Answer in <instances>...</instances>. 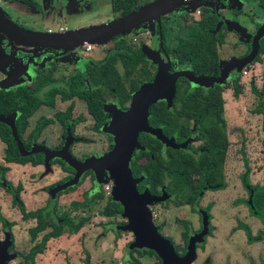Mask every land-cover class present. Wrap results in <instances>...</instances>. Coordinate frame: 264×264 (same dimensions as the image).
<instances>
[{
    "label": "flooded vegetation",
    "instance_id": "af4514ba",
    "mask_svg": "<svg viewBox=\"0 0 264 264\" xmlns=\"http://www.w3.org/2000/svg\"><path fill=\"white\" fill-rule=\"evenodd\" d=\"M153 1L155 0H0V17L31 34L64 36L89 26L108 24ZM125 5L128 8L125 9ZM189 30L198 38H207L213 43L217 76L231 64L226 79H232L256 63L254 59L257 56L264 55V52L259 53L264 47V0H178L158 17L144 21L129 31L116 34L102 44L82 42L73 48L61 45L54 48L27 40L25 42V39L0 26V116L5 118L4 122L0 121L4 126V129L0 130V167L8 168L10 164L42 167L45 163V152H66L82 160L91 150V144L87 140L91 139L90 135L93 134L106 141V145H102L103 152L109 151L113 144L112 136L103 129L111 119L107 109L109 103L121 111L127 110L132 93L142 83L151 81L156 73L165 69L168 73L189 71L193 75L191 66L179 62L177 57L179 40L186 42ZM86 45L89 47L86 48ZM96 46L102 50V57L94 61L88 55ZM252 50L255 51L252 61L240 63ZM75 51L77 54H74ZM131 54L140 57L135 67L137 71L134 73L138 78L140 73L143 74L144 81L130 93L127 102L120 105L114 90H109L104 81L105 71L98 73L95 79L93 76L102 63H109L116 74L122 76L121 58ZM175 83L181 84L180 90L189 87L200 89L204 93L213 87V84L206 81L200 85L194 84L183 76L177 77ZM105 93L112 96L111 101L106 100ZM196 100L207 99L200 97ZM189 101L193 99H186L184 102ZM174 103V97H162L152 104H157L156 109L159 112H166L172 111ZM179 103L176 100L177 106ZM93 104L98 105L97 113L93 112ZM94 113L102 121L99 127ZM195 123V119H190L188 125L191 131L195 129ZM153 128H160L163 135L174 139L169 133H165L161 126L155 125ZM144 134L147 133L140 132L137 138ZM193 134L180 142L175 139L174 141L179 144L187 140V145L192 147L183 148V154L196 157L204 150V146L199 133ZM15 135L19 142L14 139ZM147 135L160 143H154L156 155L160 154L163 158L171 155L169 151L173 148L165 146L154 136ZM5 151L25 152L29 153L25 156H36L26 159L23 163L6 162L3 159ZM76 153L80 155L77 156ZM150 157L153 155L150 154ZM34 159L40 160V163L32 165L31 161ZM142 159L146 161L144 156ZM58 160L66 164L59 157H51L47 162L52 166L60 165ZM73 172L72 169L68 173L72 175ZM90 172L88 170V173ZM1 177L3 175H0V185L7 187ZM18 186L20 190L21 186ZM52 186L54 185L50 187ZM144 188L137 190L141 192ZM164 188V185H156L154 193L159 194ZM57 196L58 194H55L54 198ZM31 218L36 224V217ZM46 221L52 223L51 219ZM11 226V222L0 214V235L3 234L0 243L4 241L6 232H9L11 245L8 252L13 244L9 230ZM28 239H35L31 238L29 230ZM180 253L177 252L178 255L184 252Z\"/></svg>",
    "mask_w": 264,
    "mask_h": 264
},
{
    "label": "rangeland",
    "instance_id": "374dc122",
    "mask_svg": "<svg viewBox=\"0 0 264 264\" xmlns=\"http://www.w3.org/2000/svg\"><path fill=\"white\" fill-rule=\"evenodd\" d=\"M91 50L88 53L90 59L95 61L102 57L99 47ZM74 54H77L76 51ZM226 83L221 89L227 139L225 155L219 168L222 187L216 190L203 189L192 203H186L164 186L159 194L153 195L160 196L163 192L166 198L146 206L152 224L174 246L176 253L186 251L189 237L201 231L203 216H207V231L200 241L194 243V258L190 264H264V224L249 214L246 204L249 192L241 182L247 170L250 184L264 185V55L248 67L246 74L240 72L241 89L237 97L232 95L229 86L231 78ZM252 86L257 94L252 92ZM105 95L106 100L111 101L112 96ZM112 106L109 103L107 109ZM193 131L197 135L196 125ZM90 138L87 140L91 144L89 154L82 160L75 158L77 161L105 153L102 145H106V141L96 134L90 135ZM186 145L184 149L192 147ZM183 148L172 150L185 152ZM136 150L141 149H134L132 153H136ZM75 155L79 156L80 153ZM132 158L133 154L130 160ZM143 162L142 158L136 160V164ZM73 175L74 172L71 175L58 164L52 166L49 161L42 167L8 166L1 177L8 188L0 185V214L12 224L9 230L13 244L8 253L14 256L7 260V264H31L24 260V256L32 244L49 230L37 233L33 241L28 239V230L35 222L31 217L22 219L13 204L18 184L21 186L18 195L26 211L40 210L45 220L51 219L55 223L63 216L68 217L73 224L81 218L85 220L75 234H70L66 226L62 225V233L45 243L43 251L34 255L33 264H84L85 254L88 255V264H132L128 246L133 241V235L119 228L126 218L120 214L108 217L101 214L106 203L112 200L113 181L110 172L102 170L100 182H97L91 171L65 189L52 192L57 185L68 180L67 176L72 178ZM197 177L199 174L194 173L191 178ZM55 194H58L56 198ZM84 201L87 202L85 206L75 205L76 202ZM241 225L249 228L250 235L256 238L254 241L247 240ZM6 235L10 233L6 232ZM0 237L3 240V234ZM132 257L141 264H153L156 261L154 256L138 257L135 252Z\"/></svg>",
    "mask_w": 264,
    "mask_h": 264
},
{
    "label": "trees",
    "instance_id": "16d2710c",
    "mask_svg": "<svg viewBox=\"0 0 264 264\" xmlns=\"http://www.w3.org/2000/svg\"><path fill=\"white\" fill-rule=\"evenodd\" d=\"M126 3V2H125ZM125 3H122L124 5ZM127 5V4H126ZM124 6L125 9L128 6ZM187 39L184 42L183 39L179 40L178 60L181 63H188L191 66L193 75L202 76H217L218 69L216 66V56L214 55L213 43L207 38H198L194 35L191 30L187 32ZM264 52V47L260 49L259 53ZM123 65V74L118 76L109 63H102L97 73L94 74L93 79L98 73L105 71V83L108 84L109 90L112 88L114 94L119 99V104L123 105L129 99L130 93L136 89L138 84L144 81L143 74L140 73L138 78L135 74V67L138 64L140 57L134 54L125 55L121 58ZM260 56L254 59V62H258ZM118 76V77H117ZM185 78V77H184ZM189 81V80H188ZM227 79L225 78L222 82L212 83V88H209L207 93L202 92L200 89L186 87L182 90L179 89L181 84L175 83L176 88L174 92V101L172 105V111L166 110V112H159L156 109L157 104H150L148 107V124L151 127L155 125L161 126L162 130L170 136H173L176 142H180L186 137L191 136L194 131H191L188 123L190 119H195L196 132L203 140L204 150L198 154L197 158L186 156L181 151H175L167 148L171 153L167 158H163L160 154L154 153V143L160 144L147 134L141 135L137 138L139 144L143 146V150H137L133 154V159L129 162L132 175H142L143 179L138 185V190L146 187L150 193H154V186L164 185L170 190V193L174 196H180L182 201L186 203H192L196 195L201 190H216L222 187V181L220 179L221 163L223 161L225 150L227 147V139L225 135V121L223 118V101L221 97L222 87L227 85ZM126 84V85H122ZM225 84V85H224ZM232 89V95L237 97L240 92L239 75L236 74L231 79L229 85ZM252 92L257 94L255 87H251ZM207 99V100H196V98ZM186 99H193L185 103ZM176 100L180 103L176 105ZM95 113L98 111V105H92ZM94 113V117L97 120V127L102 125L100 118ZM184 119H179V118ZM4 129V126L0 124V130ZM105 130V127L103 128ZM4 139V136H2ZM18 141V138L14 137ZM5 140V139H4ZM10 141V139H6ZM25 152H8L3 153V159L6 162H19L23 163L26 159L34 157L36 155H28ZM150 154L153 157H150ZM146 158L142 164H136V160L142 157ZM32 165L40 163V160L34 159L31 161ZM61 168L64 171L71 172L72 169L65 166L63 162L58 160ZM7 167H0V175H3L7 170ZM247 170L242 175V184L249 192V198L247 201L248 212L251 216L257 217L262 224H264V185L260 186L257 184H250L247 178ZM88 170L81 176H85ZM198 173L197 179H192V175ZM68 178V177H67ZM166 181V182H165ZM16 188L14 193L13 204L21 214L22 219L27 217H36V224L29 229L31 238L36 237L37 233L42 230L49 229L47 232L42 234L40 239L28 250L24 256V260L27 263L33 262L34 255L41 253L45 247V243L51 239L56 238L62 233V225H65L70 234H75L85 221L83 218L79 219L75 224L71 222L68 217L63 216L58 223H49L43 216L41 211H26L23 203L21 202L18 190ZM86 201L83 203L76 202V206H85ZM122 208L118 202L109 200L101 214L104 216H113L120 214ZM248 241H254L256 238L252 237L249 233V228L242 226ZM135 252L138 257L141 256H154L156 261L153 264H160V260L157 256L148 249H134L128 250L129 261L132 264H141L139 260L132 257V253ZM181 251L180 254H182ZM84 264H88V255L85 254Z\"/></svg>",
    "mask_w": 264,
    "mask_h": 264
},
{
    "label": "water",
    "instance_id": "95a60500",
    "mask_svg": "<svg viewBox=\"0 0 264 264\" xmlns=\"http://www.w3.org/2000/svg\"><path fill=\"white\" fill-rule=\"evenodd\" d=\"M178 0H155L152 3L141 7L139 10L116 19L108 24L101 26H89L80 30L72 31L64 36H46L41 34H31L23 31L10 22L0 17V26L10 30L14 35L31 41L34 44L43 46L59 47H77L80 43L102 44L110 37L129 31L144 21L153 17H158L171 8ZM27 40V41H26ZM255 49V46H254ZM255 51L252 50L248 57L240 60V63H250L254 57ZM231 64L216 77L204 78L194 77L189 71H177L168 73L164 71L156 73L149 82L142 83L130 97V104L127 110L121 111L112 106L108 111L111 115L108 126L105 131L112 136V148L98 157L90 156L83 161H77L69 153H47L45 152V163L51 157H59L68 166H70L74 175L66 182L57 185L53 193L58 190L76 183L81 174L87 170L94 173L97 182H100L101 172L106 169L110 172L113 181L112 200L118 202L122 208L120 215L126 218V222L119 226L122 230H128L133 235V241L128 249H148L151 250L160 260V264H190L194 258V243L200 241L207 231V216L204 214L202 219V229L198 234L189 237L186 251L178 255L174 246L168 239L160 235L151 222L150 211L147 208L148 203L161 201L166 198L162 192L160 196L151 194L147 188L139 192L136 185L142 180V176L134 177L129 167V161L134 149L143 150L137 140L140 132L154 136L165 146L171 148L185 147L187 140L182 143H176L172 137H166L162 134L160 128H153L148 124V107L157 99L162 97H173L175 92V80L179 76L185 77L194 84L206 82H222L227 76V70ZM0 121L5 118L0 116ZM11 242L9 235H6L3 242L0 243V264H6L7 260L14 255L8 253Z\"/></svg>",
    "mask_w": 264,
    "mask_h": 264
},
{
    "label": "built area",
    "instance_id": "2783aa9c",
    "mask_svg": "<svg viewBox=\"0 0 264 264\" xmlns=\"http://www.w3.org/2000/svg\"><path fill=\"white\" fill-rule=\"evenodd\" d=\"M89 47V45H86V48H88ZM246 72L245 71H242V74H245Z\"/></svg>",
    "mask_w": 264,
    "mask_h": 264
},
{
    "label": "crops",
    "instance_id": "0c3cea01",
    "mask_svg": "<svg viewBox=\"0 0 264 264\" xmlns=\"http://www.w3.org/2000/svg\"><path fill=\"white\" fill-rule=\"evenodd\" d=\"M118 264H128V263H123V262H121V263H118Z\"/></svg>",
    "mask_w": 264,
    "mask_h": 264
}]
</instances>
